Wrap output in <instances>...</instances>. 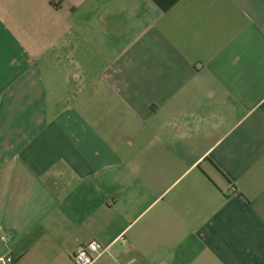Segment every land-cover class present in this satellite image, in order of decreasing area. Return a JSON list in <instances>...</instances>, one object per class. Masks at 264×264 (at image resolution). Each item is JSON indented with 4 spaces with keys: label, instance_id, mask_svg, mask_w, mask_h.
Masks as SVG:
<instances>
[{
    "label": "crops",
    "instance_id": "1",
    "mask_svg": "<svg viewBox=\"0 0 264 264\" xmlns=\"http://www.w3.org/2000/svg\"><path fill=\"white\" fill-rule=\"evenodd\" d=\"M92 242L264 264V0H0V258Z\"/></svg>",
    "mask_w": 264,
    "mask_h": 264
},
{
    "label": "built area",
    "instance_id": "2",
    "mask_svg": "<svg viewBox=\"0 0 264 264\" xmlns=\"http://www.w3.org/2000/svg\"><path fill=\"white\" fill-rule=\"evenodd\" d=\"M235 191V190H232ZM104 249L97 242H92L86 246L79 247L72 256L75 264H92L96 259L100 258ZM13 259L10 256L0 258V264H12ZM132 264V263H126Z\"/></svg>",
    "mask_w": 264,
    "mask_h": 264
}]
</instances>
